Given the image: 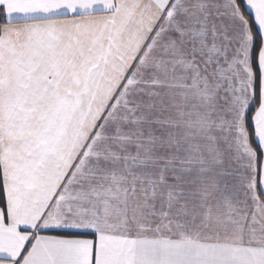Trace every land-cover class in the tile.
Instances as JSON below:
<instances>
[{
	"label": "snow or ice",
	"instance_id": "1",
	"mask_svg": "<svg viewBox=\"0 0 264 264\" xmlns=\"http://www.w3.org/2000/svg\"><path fill=\"white\" fill-rule=\"evenodd\" d=\"M0 264H264V0H0Z\"/></svg>",
	"mask_w": 264,
	"mask_h": 264
}]
</instances>
